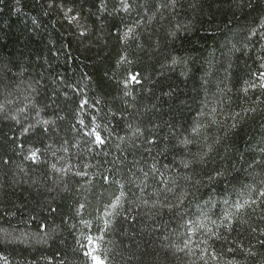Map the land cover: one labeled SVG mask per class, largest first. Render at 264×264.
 <instances>
[{
	"label": "trees",
	"instance_id": "obj_1",
	"mask_svg": "<svg viewBox=\"0 0 264 264\" xmlns=\"http://www.w3.org/2000/svg\"><path fill=\"white\" fill-rule=\"evenodd\" d=\"M104 3L0 0V264H264V0Z\"/></svg>",
	"mask_w": 264,
	"mask_h": 264
},
{
	"label": "snow or ice",
	"instance_id": "obj_2",
	"mask_svg": "<svg viewBox=\"0 0 264 264\" xmlns=\"http://www.w3.org/2000/svg\"><path fill=\"white\" fill-rule=\"evenodd\" d=\"M86 2H88V0H86ZM91 2V6L96 8L97 11H99L101 8L105 7V3L104 0H90ZM173 4L175 3V0H172ZM53 3H55V0H53ZM72 11V9H68V12L65 13V16L68 17L71 21L76 20L77 18L75 16L69 17L68 14ZM117 25L113 24V27H116ZM247 27V26H246ZM245 35L247 37H254L257 39H264V16H261L260 19L251 27L247 28V32L245 33ZM175 62V61H174ZM262 67H264V65H262ZM260 76L262 78H264V72L260 73ZM133 80H135V77H132ZM255 86V85H252ZM259 87L261 89H264V83H261L259 85ZM185 131H187V128L185 129ZM198 131V129L196 127L192 128V132L196 133ZM96 141L100 144H103L104 141L101 139L99 134H96ZM149 143H155V141H149ZM182 144H187L189 143L188 140H184L181 141ZM176 152H180L182 151V149H180L178 146L175 148ZM33 156H35V153H33ZM182 165L185 169L189 168V164L187 162H183L182 161ZM163 167L165 169H167L169 166L167 164L163 165ZM151 172L156 173L157 175H159L161 178L156 181L157 184H164L165 188L164 189H157L158 192L161 193H165V192H172L173 196L175 197V199L178 201L177 205H173L171 203L168 202L167 197H165V200L163 202L160 203L159 207L160 208H166L169 211H173L174 209L179 207L180 203H183L182 197L186 198V194L179 188V186L176 187L175 191L173 189V185H176V180L174 178H167L164 176V173H161L160 170L158 168H156L155 163L153 164L152 168L150 169ZM216 174L217 176H221L222 173H220L219 169H216ZM149 176V172H145L144 173V179L141 180V184L143 185V188H141V191H143L145 188L148 187V185L146 183H144V180H146ZM184 179L186 180H191V177H184ZM103 180L107 183L110 180V177L107 175L103 176ZM153 180H156V177L153 176ZM116 183H119V181H114ZM140 185H138L139 187ZM124 185H121V194L119 197H116L115 202L111 203L109 206L113 209H115L116 211H114L113 213H110V216H119L120 212L119 209L122 207V200L121 198L124 197L126 194L123 191ZM261 196H264V192L261 193ZM144 204H147L148 201L147 200H143L142 201ZM225 204H227V201H224ZM237 209H240L243 207V205L237 203L236 205ZM81 207H83V205H81ZM153 207H156V205L154 204ZM202 215L205 216V218L208 217V213L206 212H202ZM219 220L220 223L218 225L219 228H223V229H227L230 231H234L235 230V226L234 224L231 223H225V221H230L231 220V213L229 211H227L226 209L221 210V214L219 216ZM213 224H216V221H212ZM105 224V231L110 230V228L112 227V224L110 223L109 220H105L104 222ZM216 239L219 240L221 239V235L219 233L215 234ZM206 242V241H205ZM187 244V241L185 242ZM229 251H231V249H229ZM85 255H88L91 257L92 261L94 262V264H105V262L103 260H101V258L93 253H85Z\"/></svg>",
	"mask_w": 264,
	"mask_h": 264
},
{
	"label": "rangeland",
	"instance_id": "obj_3",
	"mask_svg": "<svg viewBox=\"0 0 264 264\" xmlns=\"http://www.w3.org/2000/svg\"><path fill=\"white\" fill-rule=\"evenodd\" d=\"M92 262H93V261H92ZM92 264H94V262H93Z\"/></svg>",
	"mask_w": 264,
	"mask_h": 264
}]
</instances>
